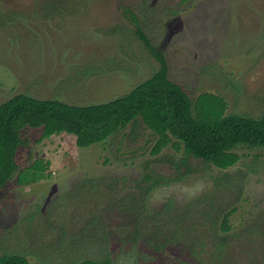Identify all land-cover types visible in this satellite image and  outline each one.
Instances as JSON below:
<instances>
[{"label":"rangeland","instance_id":"rangeland-1","mask_svg":"<svg viewBox=\"0 0 264 264\" xmlns=\"http://www.w3.org/2000/svg\"><path fill=\"white\" fill-rule=\"evenodd\" d=\"M138 21L194 101L264 113V0H0V104L23 93L72 105L129 93L159 67ZM21 131L20 169L42 178L0 188V256L30 264H264V148L237 145L220 169L171 143L156 155L141 121L78 147ZM227 217L226 225L224 218ZM224 226H228L224 229Z\"/></svg>","mask_w":264,"mask_h":264},{"label":"trees","instance_id":"trees-1","mask_svg":"<svg viewBox=\"0 0 264 264\" xmlns=\"http://www.w3.org/2000/svg\"><path fill=\"white\" fill-rule=\"evenodd\" d=\"M134 25L137 37L159 67L129 93L90 105H72L55 98L39 99L18 93L0 104V188L15 173L17 184L36 182L48 168V161L35 159L20 169L16 157L19 147L26 145L21 136L25 128L40 129L37 142L66 132L75 136L78 147L86 148L141 121L156 135L152 154H158L171 143L176 151L183 150L182 163L195 158L220 169L239 160L234 151L237 145L264 148V113L259 117L226 114V102L213 93H201L193 101L169 78L164 53L151 43L138 21L134 20ZM226 220L227 217L225 225ZM0 264L30 262L22 255L6 254L0 256ZM76 264L107 262L82 260Z\"/></svg>","mask_w":264,"mask_h":264},{"label":"crops","instance_id":"crops-1","mask_svg":"<svg viewBox=\"0 0 264 264\" xmlns=\"http://www.w3.org/2000/svg\"><path fill=\"white\" fill-rule=\"evenodd\" d=\"M23 185V184H22Z\"/></svg>","mask_w":264,"mask_h":264}]
</instances>
